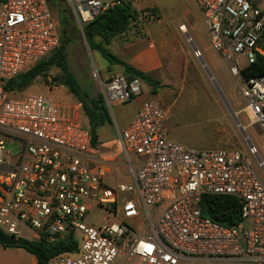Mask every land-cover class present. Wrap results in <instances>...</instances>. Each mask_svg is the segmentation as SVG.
<instances>
[{"label": "built area", "instance_id": "built-area-1", "mask_svg": "<svg viewBox=\"0 0 264 264\" xmlns=\"http://www.w3.org/2000/svg\"><path fill=\"white\" fill-rule=\"evenodd\" d=\"M47 1L0 0V228L18 240L79 237L77 249L58 254L57 264H264V182L248 154L235 148L198 149L168 138L167 113L150 98L118 131L132 181L112 187L89 126L64 114L49 94L13 97L6 89L8 80L60 45L59 16ZM67 1L82 32L110 8L133 2ZM196 2L211 46L233 73L241 75L257 62L264 65V0ZM140 16L146 23L156 17L152 10ZM179 29L186 31L184 24ZM194 54L201 57L198 48ZM243 82L252 124L264 131V72ZM102 88L108 108L142 92L141 79L127 74H109ZM1 134L23 144L15 163L5 160ZM248 147L264 175L257 147L252 142ZM204 194L237 197L241 219L225 226L205 216ZM96 205L107 207L114 222L89 223Z\"/></svg>", "mask_w": 264, "mask_h": 264}, {"label": "rangeland", "instance_id": "rangeland-1", "mask_svg": "<svg viewBox=\"0 0 264 264\" xmlns=\"http://www.w3.org/2000/svg\"><path fill=\"white\" fill-rule=\"evenodd\" d=\"M48 0L52 11L56 6ZM154 13L158 12L161 20L153 24V30H175L182 38L186 47L193 51V45L187 40L188 35L179 29L180 24L187 27V33L193 37V43L202 49L206 59H214L215 68L208 73L196 69L194 63L184 61L180 56L167 58L174 60L173 72L168 66L166 79L163 81L165 104L170 109V118L165 126L169 136H177V141L194 148H235L248 154L253 166L264 182L262 169L258 166L257 159L249 152V143L257 147L260 157L264 160V131L252 124V119L245 109L248 103L242 95L243 79L240 74L233 73L228 64L222 59L214 48L203 14L198 7L196 0H156V4L148 3ZM147 6V7H148ZM136 8L143 12V6ZM145 9V7H144ZM146 10V9H145ZM142 24L144 21L142 19ZM149 24L148 26H150ZM80 27L69 14V22L65 27H59L62 36L65 33L71 38L66 44L67 61L74 73L79 87L89 95L98 97L103 94V81L109 74H118L109 68L110 61L102 56L99 51L92 50ZM161 40H154V47L160 48ZM197 64V63H196ZM119 68L116 66V69ZM171 68V70H169ZM60 69L52 67L45 77L38 76L34 82L23 90H14L13 97H23L27 93L37 92L51 95L56 102L62 106H76L80 102L68 89V86L53 84L48 77L54 78L60 73ZM211 74V75H210ZM148 84L142 82L143 97L147 92ZM140 98V97H139ZM135 101H127L113 105L109 108L112 124L102 126L99 130L98 148L105 154L118 156L122 149L115 148L113 141L119 138L117 121L120 129L123 128L132 116ZM82 105V104H81ZM82 109L79 111L80 120L85 126L89 125L88 118ZM237 117V119L233 117ZM5 142L3 155L6 162L15 163L18 161L22 149V142L14 137L1 134ZM120 162H127L122 154ZM107 183L115 187L123 183H131L130 167H124L123 171L118 166H113L107 175ZM107 207L96 205L88 215V222L94 225H102L104 222H114V218L107 216ZM115 217V216H113ZM137 232L136 228H132ZM133 236L128 235L123 244L128 247ZM80 242V238L78 237ZM1 244V243H0ZM51 264H57L54 258Z\"/></svg>", "mask_w": 264, "mask_h": 264}, {"label": "trees", "instance_id": "trees-1", "mask_svg": "<svg viewBox=\"0 0 264 264\" xmlns=\"http://www.w3.org/2000/svg\"><path fill=\"white\" fill-rule=\"evenodd\" d=\"M56 10L53 12L59 16V27H65L69 22V14L74 18L72 9L67 0H51ZM139 12L135 10L132 3H125L110 8L102 15L95 18L90 23L83 26V33L86 37L89 47L92 50L99 51L103 57L110 61V64H121L131 77H139L154 86V91L158 88L159 82L152 79L146 73L127 64L118 57L110 48L111 41L125 32L137 18ZM75 21V18H74ZM70 36L63 33L60 35V45L56 51L47 59L38 62L34 67L25 73L19 74L6 84V89L23 90L31 85L34 80L40 76L48 75L52 67L60 69V73L52 78V83L68 86V89L81 102L84 114L87 116L90 131L93 137V144L96 145L99 139V129L107 123H112L109 108L104 101L103 94L98 97L89 95L83 91L76 80V77L70 69L67 61L66 44L70 41ZM264 72V65L259 62L248 66L241 71V76L246 78L251 75H257ZM237 197L232 195L204 194L202 197V211L207 217L219 222L225 226L236 224L240 219V203ZM21 245L30 253L37 257V264H51L53 258L63 252H72L77 249L78 241L72 237L64 240L48 242L44 239L26 240L22 239ZM3 246L9 247L8 245Z\"/></svg>", "mask_w": 264, "mask_h": 264}, {"label": "crops", "instance_id": "crops-1", "mask_svg": "<svg viewBox=\"0 0 264 264\" xmlns=\"http://www.w3.org/2000/svg\"><path fill=\"white\" fill-rule=\"evenodd\" d=\"M151 2L156 4V0H133L132 6L135 10H137L139 12L137 18L132 22L131 26L125 32H123L120 35H118L117 37H115L111 41V43L109 44V48L116 55H118L119 58H121L123 61L125 60V62L127 64H129V65L133 66L134 68L146 73L152 79L159 82L158 88H156L157 90L154 91L153 85H151L147 81L140 78L141 79V85H142V82H146L148 84L147 92L145 93V95L143 97H141L140 95L143 92V89H142L141 94H139L138 96H136L133 99V101H135V102H134V108H133L132 116L129 119V121L127 122V124L125 126H123V128L127 127L130 120L135 115V112L141 106L142 102L145 101L146 99H150V98H154V99L159 100L162 103V105H163V107L167 113L166 121H167V119L170 118L169 117L170 116V113H169L170 109L164 102L166 91H164L162 89V88H164L162 86H164L163 81L166 79V75H167L166 71L168 69V66H170L172 68V72H173L174 60H168L167 58H173L174 56H180L181 58L184 59V61L191 59L189 61L195 64V66L197 67L196 69H200L201 71L202 70L205 71L204 70V68H205L208 71V73H210L215 68V65H216L215 62H213L214 59H211V58L206 59L204 57L202 49H200L199 47L194 45L193 37L189 33H187L188 31H187L186 26H185L186 31H182V30L181 31H182V33H186L188 36H191L192 41L191 42L189 41V42L192 43V45H193V51H191L190 49H188L186 47L182 38L179 36V34L175 30H171L170 32H169V30H167L166 32H165V30L161 31L160 29L159 30H155V29L153 30L152 29L153 24L156 21L161 20V16L159 15V13L158 12L154 13L156 15V17H154L152 22L146 23L144 18H142L140 16V14H141L140 9L138 10L136 8V6L137 7L143 6V10H145V9L146 10H152L154 12V10L150 6H148V3H151ZM144 7H145V9H144ZM142 19L144 21V24H142L143 23ZM149 24H151V25L148 26ZM154 40H159V41L161 40L162 41L160 48L154 47ZM195 48H198L201 51V57L195 56V54H194ZM216 52H217V55H219L222 59H224L220 52H218V51H216ZM187 63H188V61H187ZM116 66H118L119 68L116 69ZM109 68L116 71V73H118V74H127V72L125 70V66H123L121 64H113V65L110 64ZM171 68H169V70H171ZM242 79H243V77H242ZM123 103H125V102H123ZM117 104H120V103H117ZM117 104H115V105H117ZM71 107L72 106H68V107L62 106V112L64 114L72 115V116H75V117L80 119L79 111L82 109L81 102H79L78 105L74 106V108H71ZM82 111H83V109H82ZM233 118L237 119V117H235V116ZM107 124H112V123H107ZM107 124H105V125H107ZM115 124L118 128V131L123 130V128L120 129L117 121H115ZM89 128H90V126H89ZM165 128H166V126H165ZM166 132H167L168 138L177 141L176 140L177 136L175 134H172L174 137V139H173L169 136V132L167 129H166ZM99 136H100V134H99ZM177 142H179V141H177ZM179 143H181V142H179ZM112 144H113L112 148L115 146V148L112 150H117L116 148L122 149L119 138L116 139V142L113 141ZM95 146L97 147L101 157L106 162V168H107V171L105 174V181L106 182L108 181L106 179L107 175L111 172L113 166H118L121 169V171H123L124 167H126V166L130 167V165L127 162H124V163L120 162V156L122 154H120L118 156L108 155V154H105L104 152L100 151L97 143ZM119 162L121 164H119ZM133 162L135 164L134 167L137 168L138 165L135 163L134 159H133ZM130 178L132 179L131 169H130ZM0 264H37V257L34 254L27 251L23 247H19V246L6 247V246H3L2 244H0Z\"/></svg>", "mask_w": 264, "mask_h": 264}, {"label": "water", "instance_id": "water-1", "mask_svg": "<svg viewBox=\"0 0 264 264\" xmlns=\"http://www.w3.org/2000/svg\"><path fill=\"white\" fill-rule=\"evenodd\" d=\"M0 243L4 245H21L23 243L22 240L15 239L14 237L10 236L9 234H6L1 228H0Z\"/></svg>", "mask_w": 264, "mask_h": 264}, {"label": "bare ground", "instance_id": "bare-ground-1", "mask_svg": "<svg viewBox=\"0 0 264 264\" xmlns=\"http://www.w3.org/2000/svg\"><path fill=\"white\" fill-rule=\"evenodd\" d=\"M186 28V27H185Z\"/></svg>", "mask_w": 264, "mask_h": 264}]
</instances>
